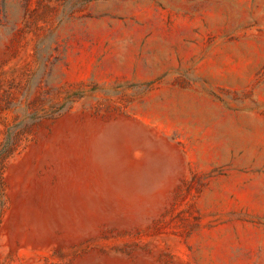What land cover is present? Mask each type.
Listing matches in <instances>:
<instances>
[{
  "label": "rangeland",
  "instance_id": "rangeland-1",
  "mask_svg": "<svg viewBox=\"0 0 264 264\" xmlns=\"http://www.w3.org/2000/svg\"><path fill=\"white\" fill-rule=\"evenodd\" d=\"M0 264H264V0H0Z\"/></svg>",
  "mask_w": 264,
  "mask_h": 264
}]
</instances>
